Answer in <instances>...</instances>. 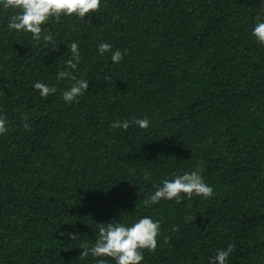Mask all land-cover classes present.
Returning <instances> with one entry per match:
<instances>
[{
	"label": "trees",
	"instance_id": "trees-1",
	"mask_svg": "<svg viewBox=\"0 0 264 264\" xmlns=\"http://www.w3.org/2000/svg\"><path fill=\"white\" fill-rule=\"evenodd\" d=\"M13 14L0 9V264H96L81 245L102 224L145 216L161 235L141 264H210L229 246L226 264H264V45L252 36L264 0H102L50 21L47 45L10 31ZM101 41L123 59L101 56ZM61 70L89 81L72 104ZM37 81L56 91L41 97ZM197 169L212 197L145 205Z\"/></svg>",
	"mask_w": 264,
	"mask_h": 264
},
{
	"label": "clouds",
	"instance_id": "clouds-1",
	"mask_svg": "<svg viewBox=\"0 0 264 264\" xmlns=\"http://www.w3.org/2000/svg\"><path fill=\"white\" fill-rule=\"evenodd\" d=\"M102 0H0V9H8L15 14L11 15L7 28L15 30L17 33H30L34 41L45 42V45L53 42V37L49 32L48 23L53 19L58 22L62 16H76L85 19L88 14L99 13ZM252 36L255 40L264 45V17L257 16L256 23L252 28ZM72 59L67 64L71 69H76L80 63V48L77 42L68 45ZM111 52L110 59L113 63H119L123 59L120 50L112 51V45L101 41L98 44V53L103 56ZM70 78L73 83L62 91V99L68 104H72L89 89V81L77 79L68 71H59L58 80ZM34 89L39 90L41 97H47L54 93L56 89L42 82H35ZM26 119V118H25ZM134 123L141 129H147L150 121L147 118L135 119ZM27 129L29 125L24 124ZM113 129H128L129 121H114L111 124ZM8 121L0 115V135L7 133ZM148 179V177H146ZM155 187V191L145 199V205H156L161 200L180 203L183 199H191L195 196H202L208 199L214 195L213 188L208 185L200 171L192 170L183 174H176L172 179H163ZM73 234L71 238H75ZM161 235V224L151 217L145 216L131 224L124 222H112L99 227V235L94 245H81L83 249L81 256L87 257L91 253L96 258V264H107L105 258H112L115 264H141L145 259L143 250L154 252L158 247V238ZM232 251V246L218 250L210 261V264H226Z\"/></svg>",
	"mask_w": 264,
	"mask_h": 264
}]
</instances>
